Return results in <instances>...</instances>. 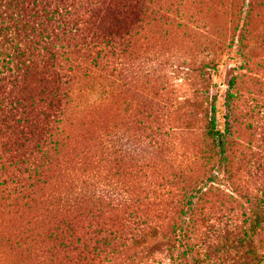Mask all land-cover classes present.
Segmentation results:
<instances>
[{"label":"rangeland","instance_id":"rangeland-1","mask_svg":"<svg viewBox=\"0 0 264 264\" xmlns=\"http://www.w3.org/2000/svg\"><path fill=\"white\" fill-rule=\"evenodd\" d=\"M119 33L97 60L81 44L79 76L32 186L21 173L0 184V264H75L81 257L69 262L58 240L35 232L52 233L80 195L83 211L112 220L114 194L144 196L172 152L210 144L217 91L233 93L232 139L264 156V0H145ZM220 200L212 207H230Z\"/></svg>","mask_w":264,"mask_h":264},{"label":"trees","instance_id":"trees-1","mask_svg":"<svg viewBox=\"0 0 264 264\" xmlns=\"http://www.w3.org/2000/svg\"><path fill=\"white\" fill-rule=\"evenodd\" d=\"M144 1L0 0L1 185L40 174L41 146L81 70V44L97 60ZM232 97L213 95L204 129L210 144L172 152L144 196L111 197L122 214H89L80 195L52 233L35 235L58 240L69 262L81 257L75 264H264V156L232 139ZM217 196L230 207L213 208Z\"/></svg>","mask_w":264,"mask_h":264}]
</instances>
